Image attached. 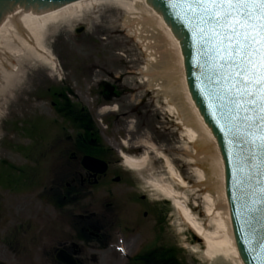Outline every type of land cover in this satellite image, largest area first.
<instances>
[{
    "label": "flooded vegetation",
    "instance_id": "af4514ba",
    "mask_svg": "<svg viewBox=\"0 0 264 264\" xmlns=\"http://www.w3.org/2000/svg\"><path fill=\"white\" fill-rule=\"evenodd\" d=\"M78 28L82 31L76 32ZM72 31L74 41L60 43L52 70L44 63L34 66L24 87L10 100L1 137V146L10 152L0 153V166L14 175L15 181L11 185L12 180H8L5 188L15 185L19 187L15 192L33 191L41 186L42 175L49 174L52 179L41 186V194L47 199L51 193L50 197L62 204L59 209L99 192L104 194L102 204L114 216L134 225L154 226L157 238L168 218L167 208L143 191L138 175L126 166L123 155L136 156L144 151L146 137L152 140L150 150L154 153L158 148L176 153L183 126L168 111L164 96L148 86L144 58L111 55L108 41L88 40L91 37L84 23L75 24ZM85 155L102 162L87 168L81 162ZM179 165L186 175L190 166ZM67 213L73 238L106 237L104 223L99 219L94 222L93 214ZM72 241L60 245L73 252ZM82 252L83 245L77 257ZM161 255L160 250L150 254L144 264H161ZM91 258L96 260L97 256L92 254Z\"/></svg>",
    "mask_w": 264,
    "mask_h": 264
},
{
    "label": "rangeland",
    "instance_id": "374dc122",
    "mask_svg": "<svg viewBox=\"0 0 264 264\" xmlns=\"http://www.w3.org/2000/svg\"><path fill=\"white\" fill-rule=\"evenodd\" d=\"M124 15L115 3L102 2L94 8L83 11L80 16L63 18L56 24L49 25L43 36L42 46L48 55H58L57 42H73L72 29L76 23L83 22L89 27L90 34H94L92 36L94 39L100 40L102 37L103 40L108 41L107 47L111 55L144 58L141 48L131 37L133 34L122 25ZM57 35H60L61 39L57 40ZM12 58L13 64L8 68L11 70L13 65L18 66L16 71L13 70L10 73L4 70V73L0 69V127L1 120L7 115L14 92L24 87L29 70L43 62L35 52L26 50L19 51ZM3 134L1 127L0 142ZM146 139V141H152L148 137ZM153 142L157 143V141ZM177 143L176 153H165L169 157H175L177 162L173 163L179 165V162L183 163V160H186L187 155L183 153L182 146L187 141L182 136ZM1 144L0 153L9 152L2 148ZM145 154H148L146 166L136 174L143 191L153 199L159 198L160 202H166L165 206L168 210V224L163 225L166 229H163V234H161V244L177 250L178 258L183 264H208L202 254V243L194 240V235L188 230L173 204L165 201L152 184L153 182L171 183L177 188L164 161L157 159V154L148 146H145V150L141 153V155ZM0 167L2 170L0 172V264H59L54 258V253L62 240L72 238L70 234L73 230L69 228L65 214L74 210L93 214L94 222L99 219L108 231V235L101 241L85 240L83 252L80 255L85 264H127V256L137 250L152 247L153 241L148 237V229L134 227L122 216H114L106 205L101 206L102 198H104L102 193L92 192L87 198L74 205L62 209L54 208L39 198V195L44 192L41 186L48 185L52 179L49 174L42 175L39 189L26 193H15L19 187L13 185V189L5 188L8 180H12L11 185L14 184V175L6 173L7 170L3 165ZM188 169L184 178L190 182L189 185H196L195 168L188 167ZM189 188L188 201L202 204L200 192L196 191L195 187L190 186ZM195 196L198 198L195 199ZM201 212V207H197L195 213L201 220L206 221ZM73 241L81 245L80 241L75 239ZM92 254L97 256L96 260L91 258Z\"/></svg>",
    "mask_w": 264,
    "mask_h": 264
},
{
    "label": "snow or ice",
    "instance_id": "6c2138e0",
    "mask_svg": "<svg viewBox=\"0 0 264 264\" xmlns=\"http://www.w3.org/2000/svg\"><path fill=\"white\" fill-rule=\"evenodd\" d=\"M168 2L191 32L201 92L229 145L233 187L251 190L242 205L250 217L255 197L264 202V180L252 188V171L264 174V0ZM259 247L264 264V241Z\"/></svg>",
    "mask_w": 264,
    "mask_h": 264
},
{
    "label": "water",
    "instance_id": "95a60500",
    "mask_svg": "<svg viewBox=\"0 0 264 264\" xmlns=\"http://www.w3.org/2000/svg\"><path fill=\"white\" fill-rule=\"evenodd\" d=\"M76 1L0 0V22L8 13L19 7L26 11L32 10L39 13L64 4L75 3ZM147 2L162 15L179 42L161 16ZM147 2L142 0L137 8V30L152 61L150 87L170 89L194 126L197 131V148L210 201L229 205L236 246L244 264H261L259 246L264 241V202H259L260 197L256 196L255 199L258 201L255 204L256 210L250 217L244 215L242 207L245 202L244 193L251 190L248 189L247 184L243 189L240 187L234 189L233 187L234 165L229 161V145L223 131L216 123V118L213 116V110L209 107L208 99L201 92V85L197 80L200 73L193 60L195 50L192 45L191 32L176 15L168 0H147ZM184 71L188 89L195 104L188 93ZM195 105L215 136L219 149ZM87 158L83 160L84 164L89 162ZM252 177V188L257 189L259 186L258 182L264 180V174H261L258 169H254ZM234 192L239 199L232 198ZM248 198L252 199L251 196ZM246 221H250V224L246 223ZM245 236L251 241L250 243L245 242ZM252 249H255V252ZM56 257L65 264H77L73 257L64 250H59Z\"/></svg>",
    "mask_w": 264,
    "mask_h": 264
},
{
    "label": "bare ground",
    "instance_id": "6f19581e",
    "mask_svg": "<svg viewBox=\"0 0 264 264\" xmlns=\"http://www.w3.org/2000/svg\"><path fill=\"white\" fill-rule=\"evenodd\" d=\"M105 1L115 3L116 7L125 14L122 25L136 37L143 47V55L147 57L143 72L150 87L152 61L137 30V8L142 0H77L75 3L60 6L47 14H34L18 9L0 25V69L11 73L13 70H9L8 67L12 65V56L24 50L33 51L39 58L44 61L48 60L50 55L42 46V39L48 26L56 24L63 18L80 16L88 8H94ZM22 27L28 33L31 41L22 35ZM156 89L167 100L168 111L175 115L178 122L184 127L183 132L187 140L184 149L190 155L188 162L195 168L194 175L197 178V183L189 185L169 158L162 155L165 159L166 169L177 188L171 183L153 182L152 184L163 198L173 204L188 230L200 239L202 254L208 264H243L235 245L228 205L210 201L197 148V131L171 90ZM146 163L147 155L138 158L125 157L126 166L136 172L144 169ZM190 186L200 192L203 201L202 214L206 221L201 220L194 211H191L188 201ZM196 198L198 196H195ZM194 205L197 203L194 202Z\"/></svg>",
    "mask_w": 264,
    "mask_h": 264
},
{
    "label": "trees",
    "instance_id": "16d2710c",
    "mask_svg": "<svg viewBox=\"0 0 264 264\" xmlns=\"http://www.w3.org/2000/svg\"><path fill=\"white\" fill-rule=\"evenodd\" d=\"M179 264V263H178Z\"/></svg>",
    "mask_w": 264,
    "mask_h": 264
}]
</instances>
